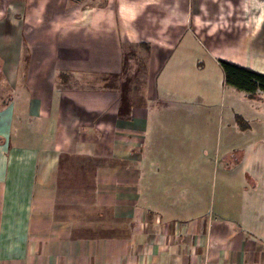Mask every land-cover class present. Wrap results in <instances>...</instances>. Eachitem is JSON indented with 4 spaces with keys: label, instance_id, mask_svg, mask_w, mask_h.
Segmentation results:
<instances>
[{
    "label": "crops",
    "instance_id": "1",
    "mask_svg": "<svg viewBox=\"0 0 264 264\" xmlns=\"http://www.w3.org/2000/svg\"><path fill=\"white\" fill-rule=\"evenodd\" d=\"M221 60L264 74V0H0V264H264V95L214 152L238 194L166 183Z\"/></svg>",
    "mask_w": 264,
    "mask_h": 264
},
{
    "label": "rangeland",
    "instance_id": "2",
    "mask_svg": "<svg viewBox=\"0 0 264 264\" xmlns=\"http://www.w3.org/2000/svg\"><path fill=\"white\" fill-rule=\"evenodd\" d=\"M222 75L220 70L218 74H200L194 76L195 79L192 83V85L195 86L198 84L200 85L197 86L198 89L194 86L198 92V99H196L197 103H194L188 111L194 116H201V120H204L202 123L206 125V128L203 127L198 130V135L201 137L199 138V145L205 143L209 152L206 156L200 153V161L194 160L193 162V166H195L194 169L186 167V163H184V159L187 158L186 156L170 154L172 159L176 161L175 164H180L184 169L179 175L175 177L170 175L166 178V183L169 182V186H174L178 189L184 188L189 191L192 190L195 193H199L201 196H211L215 193L217 199L222 195L223 188H227V193L233 196L239 193L235 187H222L220 179L223 177V174H231L229 177L238 181L242 177V171L240 167L236 168L232 173L224 171L226 165L224 163V156L221 153L219 157L217 154H214V152L217 149L223 152L226 147H234L235 144L239 143V135L242 133L240 126L245 122L242 119L240 122L238 121L237 116L240 115L239 112H248L253 116V112L249 107V103H252L249 100L250 98L246 96L245 92L224 84ZM186 76L185 74V77ZM185 80L186 79H184L183 82H185ZM180 124L179 122L178 130L182 129ZM256 125L258 126V124ZM203 130H205L204 134L202 133ZM254 131H257V129L254 128ZM248 136L249 140L259 139L256 132H248ZM227 141H229V143H227ZM233 159L236 160L234 157ZM182 162L183 165H181ZM191 179L194 185L180 186V180L186 183ZM196 180H198V183ZM215 182L217 186L214 189L213 185ZM216 203L217 202H215V205Z\"/></svg>",
    "mask_w": 264,
    "mask_h": 264
},
{
    "label": "trees",
    "instance_id": "3",
    "mask_svg": "<svg viewBox=\"0 0 264 264\" xmlns=\"http://www.w3.org/2000/svg\"><path fill=\"white\" fill-rule=\"evenodd\" d=\"M225 84L245 92L250 98L261 97L257 90L264 92V74L229 61H220ZM238 121L241 117L237 116Z\"/></svg>",
    "mask_w": 264,
    "mask_h": 264
},
{
    "label": "built area",
    "instance_id": "4",
    "mask_svg": "<svg viewBox=\"0 0 264 264\" xmlns=\"http://www.w3.org/2000/svg\"><path fill=\"white\" fill-rule=\"evenodd\" d=\"M257 92L259 95H264V92L261 89H258Z\"/></svg>",
    "mask_w": 264,
    "mask_h": 264
}]
</instances>
